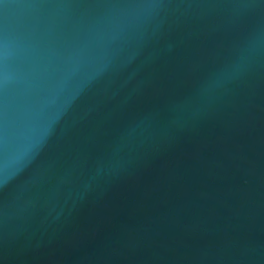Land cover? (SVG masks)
Here are the masks:
<instances>
[{
	"label": "water",
	"instance_id": "95a60500",
	"mask_svg": "<svg viewBox=\"0 0 264 264\" xmlns=\"http://www.w3.org/2000/svg\"><path fill=\"white\" fill-rule=\"evenodd\" d=\"M0 264H264V0H0Z\"/></svg>",
	"mask_w": 264,
	"mask_h": 264
}]
</instances>
